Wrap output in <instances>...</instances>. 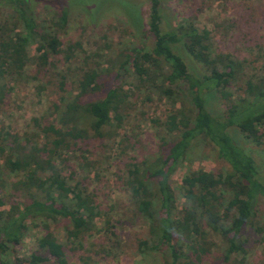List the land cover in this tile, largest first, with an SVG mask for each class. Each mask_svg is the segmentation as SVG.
<instances>
[{"label": "trees", "instance_id": "trees-1", "mask_svg": "<svg viewBox=\"0 0 264 264\" xmlns=\"http://www.w3.org/2000/svg\"><path fill=\"white\" fill-rule=\"evenodd\" d=\"M114 2L142 39L115 56L117 83L104 78L112 70L102 67L106 54H85L86 63L96 60L82 69L75 95L61 107L55 104L59 112L54 120L45 124L44 117H34L35 131L23 135L0 127V264H67V249L85 251L87 238L103 233L105 228L95 220L106 216L109 223L110 218L95 192L75 179L73 169L66 174L56 158L63 164V155L74 148L86 150L81 148L86 139L101 136L104 125L121 118L128 101V91L117 80L122 73L136 75L142 85L155 87L161 98L180 104L160 123L164 134L156 159L130 162L127 175L118 176L135 209L148 221V233L139 246L142 250L167 246L168 264H198L219 247L218 238L224 247L208 264H235L236 254L244 250L243 229L247 225L263 229L257 225L256 205L264 198V172L232 131L248 142L263 143L264 75H250L239 84L240 64L227 53L212 50L208 30L180 21L163 27L160 0H150L147 20L132 2ZM32 3L0 0L12 12L0 19V104L8 88L3 79L21 76L29 64L38 74L47 73L56 69L53 56L62 54L70 62L78 52L79 43L64 46L56 31L38 21ZM66 12L63 7L59 23L66 20ZM149 35L151 46L145 43ZM60 75L58 86L65 91V75L62 71ZM238 88L242 94L233 91ZM103 91L102 97L82 99ZM36 132L43 134V142L34 138ZM198 139L211 143L228 167L218 173L203 168L188 172L179 188L184 199L179 209L169 175ZM63 220L64 243L56 231ZM31 226L41 233L30 254L19 257L15 246ZM82 253L79 258L85 262Z\"/></svg>", "mask_w": 264, "mask_h": 264}, {"label": "rangeland", "instance_id": "rangeland-1", "mask_svg": "<svg viewBox=\"0 0 264 264\" xmlns=\"http://www.w3.org/2000/svg\"><path fill=\"white\" fill-rule=\"evenodd\" d=\"M63 1L68 6L65 7L61 0H33L32 10L39 22L57 32L64 46L79 43L78 52L70 62H65L62 54L53 56L56 69L47 73L38 74L36 67L29 64L21 76H8L2 80L8 88L0 104V127L10 132L26 134L35 131L34 117H44L42 122L46 124L58 116L55 104L61 107L63 101L75 95L82 69L92 66L96 60L93 58L86 63L83 58L85 54L102 51L106 54L101 59L102 67L108 69L113 67L115 56L120 51H127L142 42L121 6L114 0ZM128 1L139 8L144 20L148 19L150 0ZM63 7L67 10L66 20L59 23L58 15ZM160 7L164 28L166 23L175 25L180 21L208 30L212 50L227 53L240 64L239 84L250 75H264V0H160ZM11 14L7 5H0V19ZM145 41L146 45L151 46L152 36L149 35ZM116 69L117 66L112 68L104 78L117 83L114 78ZM61 71L65 75V91L58 86L62 79ZM117 80L128 91V101L126 108L121 110V118H112V113V119L102 128V135L83 142L81 148L86 150L74 148V151L63 155V164L56 158L66 174L73 169L75 179L83 180L84 185L95 192L101 210L110 218L109 223L106 216L95 220L101 229H105L99 236L87 238L85 251L66 250L67 264H168L171 258L167 246L156 250H142L139 246V240L148 233V221L137 212L131 193L118 176L127 175L126 165L130 162L150 163L156 159L160 153V136L164 134L160 123L180 104L174 105L168 99L161 98L155 87L148 83L142 85L132 73H122ZM233 91L242 94L241 88ZM104 95L103 91L82 99L93 100ZM232 133L264 172V139L262 144L256 145L243 139L237 131ZM36 134L34 138L43 142V134ZM227 167L226 161L218 156L211 143L203 139L195 140L188 155L169 175L170 186L176 193L177 207H182L184 199L179 194V188L188 172L203 168L218 173ZM256 209L257 225L263 229L259 231L256 226L249 225L243 229L241 239L245 241L244 250L236 254L235 264H264L263 197L259 198ZM65 224L63 220L56 229L63 243ZM39 233L40 228L31 226L22 242L15 246V254L28 256L35 248V237ZM215 242L219 247L214 246L212 253L198 264L216 261L224 245L218 238H215ZM107 249L109 254H106ZM81 253L87 259L85 262L79 258Z\"/></svg>", "mask_w": 264, "mask_h": 264}]
</instances>
